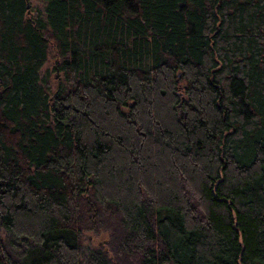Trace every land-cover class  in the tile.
Returning <instances> with one entry per match:
<instances>
[{
  "label": "trees",
  "instance_id": "1",
  "mask_svg": "<svg viewBox=\"0 0 264 264\" xmlns=\"http://www.w3.org/2000/svg\"><path fill=\"white\" fill-rule=\"evenodd\" d=\"M43 1L0 0V264H264V0Z\"/></svg>",
  "mask_w": 264,
  "mask_h": 264
},
{
  "label": "rangeland",
  "instance_id": "2",
  "mask_svg": "<svg viewBox=\"0 0 264 264\" xmlns=\"http://www.w3.org/2000/svg\"><path fill=\"white\" fill-rule=\"evenodd\" d=\"M30 3V8L31 9H36L38 7H43L44 1L43 0H29ZM55 53L52 51L47 59V62L41 69V73L45 72L46 70L50 71L51 74V80H52V85L53 88H56L57 86V81H60L62 79V74L61 72L55 71L54 66H55ZM4 234L3 231L0 230V237L3 238ZM108 240V236L105 233H98L94 234L92 232H85L81 235V243L83 247L85 248H92L98 245H103L105 246Z\"/></svg>",
  "mask_w": 264,
  "mask_h": 264
},
{
  "label": "water",
  "instance_id": "3",
  "mask_svg": "<svg viewBox=\"0 0 264 264\" xmlns=\"http://www.w3.org/2000/svg\"><path fill=\"white\" fill-rule=\"evenodd\" d=\"M26 7H27V9H29V8H30V3H29V0H26Z\"/></svg>",
  "mask_w": 264,
  "mask_h": 264
}]
</instances>
